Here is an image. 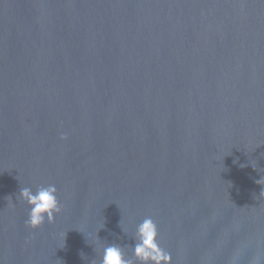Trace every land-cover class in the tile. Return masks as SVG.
<instances>
[{"label": "water", "instance_id": "95a60500", "mask_svg": "<svg viewBox=\"0 0 264 264\" xmlns=\"http://www.w3.org/2000/svg\"><path fill=\"white\" fill-rule=\"evenodd\" d=\"M145 218L170 264H264V0H0V264L131 259Z\"/></svg>", "mask_w": 264, "mask_h": 264}, {"label": "clouds", "instance_id": "9594fccd", "mask_svg": "<svg viewBox=\"0 0 264 264\" xmlns=\"http://www.w3.org/2000/svg\"><path fill=\"white\" fill-rule=\"evenodd\" d=\"M65 137L62 136L61 139ZM261 178L256 181L259 183ZM57 188L54 184L39 187L35 192L30 187H22L19 199L29 206L27 226L30 229L41 227L45 221L52 223L55 216L61 212L57 199ZM157 227L151 218H145L136 229L135 244L132 247L133 256L125 259L121 246L109 244L104 248L101 264H170L171 256L160 248L157 243ZM91 264H95L94 261Z\"/></svg>", "mask_w": 264, "mask_h": 264}]
</instances>
